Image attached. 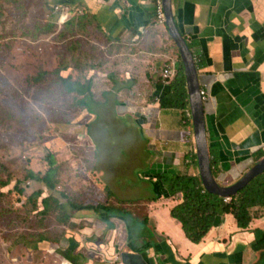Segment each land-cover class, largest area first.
Returning a JSON list of instances; mask_svg holds the SVG:
<instances>
[{
  "label": "crops",
  "instance_id": "crops-1",
  "mask_svg": "<svg viewBox=\"0 0 264 264\" xmlns=\"http://www.w3.org/2000/svg\"><path fill=\"white\" fill-rule=\"evenodd\" d=\"M172 1L176 24L197 58L202 84L208 92L207 124L210 142L215 145L213 158L218 161L216 178L223 187H231L255 167L260 156L264 158V0ZM47 2L51 9L55 4H68L75 12L83 9V15L73 19L81 17L86 26L98 31L104 43L132 50V70L125 65L114 68L109 74L113 80L99 81L94 87L97 78H93L92 71L87 89L110 91L101 105L112 108L110 115L115 121L127 115L129 122L137 125L132 130L140 134L132 138L119 135L121 143L132 155L148 153L152 158L145 161L144 167L141 163L130 179L121 181L119 170L104 159L96 169L102 184L91 185L87 196L90 204L70 214L66 209L68 219L61 223L60 242L27 247V262L257 264L261 255L252 246L257 233L264 232V208L252 211L254 220L248 230H241L236 218L228 215L222 226L196 244L172 217L182 196L167 198L166 188L157 179L170 169L194 176L200 175V170L195 164H186L193 148L184 142L189 126L183 124V110L162 108L159 102L170 85L162 77L165 66L173 65L176 73L183 66L167 25L156 22L153 0ZM51 15L56 22L60 20L59 13L52 11ZM71 72L68 69L64 73ZM115 72H120V78ZM112 134L118 140V135ZM113 151L106 150L105 156ZM122 205L123 209L119 208ZM66 207L70 208L68 204ZM118 209L125 214L118 215ZM143 211L144 215H137ZM19 248L11 246L9 258L1 257L2 264H26Z\"/></svg>",
  "mask_w": 264,
  "mask_h": 264
},
{
  "label": "rangeland",
  "instance_id": "rangeland-1",
  "mask_svg": "<svg viewBox=\"0 0 264 264\" xmlns=\"http://www.w3.org/2000/svg\"><path fill=\"white\" fill-rule=\"evenodd\" d=\"M53 10L47 0H0V264L1 257L9 258L11 246L21 247L20 255L29 264L25 244L60 242L61 219L66 209L67 214L74 209L59 210L54 202L89 205L91 185L102 184L96 169L104 159L119 170L121 181L152 158L148 153L132 155L121 143L119 135L132 138L139 133L132 130L137 125L127 115L115 121L112 108L101 105L110 91H78L86 87L92 71L97 78L94 87L113 80L109 74L114 68L125 65L132 70V50L104 43L81 17L73 19L83 15L74 9L57 22ZM119 73L115 72L118 78ZM192 134L195 143L194 127ZM108 149L113 154L105 156ZM29 172L40 178L51 172L54 188L28 179ZM3 182L9 185L2 188ZM17 184L22 194L15 191ZM39 191L41 197L34 198ZM45 198L50 207L43 214ZM116 213L125 214L119 209ZM41 238L46 241L39 242Z\"/></svg>",
  "mask_w": 264,
  "mask_h": 264
},
{
  "label": "trees",
  "instance_id": "trees-1",
  "mask_svg": "<svg viewBox=\"0 0 264 264\" xmlns=\"http://www.w3.org/2000/svg\"><path fill=\"white\" fill-rule=\"evenodd\" d=\"M170 39L173 42L172 38ZM174 47L176 53L179 54V50L175 44ZM87 87L90 86L88 84L86 87L81 86L78 91L84 92ZM74 89L75 87L70 88L71 91ZM167 91L163 96L159 97L160 105L162 108H177L183 110V124L188 125L190 129L184 132V142L193 148L192 152L186 158V163L191 160L192 165L199 166L193 143L192 123L185 113L190 107V96L183 68L173 77ZM210 146L212 166L214 174L217 176V171L219 170L218 161L213 158L216 155L215 145L213 142H210ZM262 158L263 156H260V159ZM53 163L51 160L49 165H53ZM50 173L40 178L37 174L29 172L27 178L36 182L45 183L50 188H54ZM157 179L166 188L167 193L165 192V196L167 198L182 196V202L172 210V217L182 224L187 237L196 244L203 242L213 229L222 226L224 224V218L228 215H233L236 218L241 230H248L254 220L252 211L256 208H264V175L254 180L246 189L241 191L229 202L217 194L208 192L203 186L200 175L194 176L170 169L158 175ZM8 185V182L1 183L2 188ZM15 191L19 194L24 192V190L19 189L18 184L15 186ZM41 195L42 192L39 191L34 194V198H39ZM54 203L57 205V209L64 210L66 204L63 205L58 200ZM42 204L44 206L42 213L46 214L50 207L49 199H43ZM69 206L74 210H81L83 208L75 204H70ZM67 219L68 216L65 213L64 218L61 219V223H66ZM41 241H46V239L41 238ZM25 246L28 247L29 245L25 244ZM252 248L256 253L261 255V259L257 264H264V232L257 233V240Z\"/></svg>",
  "mask_w": 264,
  "mask_h": 264
},
{
  "label": "water",
  "instance_id": "water-1",
  "mask_svg": "<svg viewBox=\"0 0 264 264\" xmlns=\"http://www.w3.org/2000/svg\"><path fill=\"white\" fill-rule=\"evenodd\" d=\"M172 2V0H163L166 25L171 38L178 47L184 75L187 81V88L190 96L189 109L192 113L200 177L203 186L208 192L217 194L225 200H231L246 189L254 180L264 175V158H262L237 184L231 187H223V185L218 182L212 166L206 100L202 94L203 84L200 76L199 64L188 41L176 24L173 16Z\"/></svg>",
  "mask_w": 264,
  "mask_h": 264
},
{
  "label": "built area",
  "instance_id": "built-area-1",
  "mask_svg": "<svg viewBox=\"0 0 264 264\" xmlns=\"http://www.w3.org/2000/svg\"><path fill=\"white\" fill-rule=\"evenodd\" d=\"M154 3V8H155V19L156 22L160 25H166V16H165V10H164V6H163V0H153ZM53 11L54 13H59L60 14V20L63 18L64 15H68L73 9L70 5L68 4H55L53 6ZM76 12L78 14H83V9L78 8L76 9ZM176 71L173 68V65L171 64H167L162 72V77L164 79V81L166 83H170L171 80L173 79V77L175 76ZM202 94L204 95V98L206 100L208 92L206 90V88L202 87ZM187 115L189 117V119L192 122V113L191 110L188 109L187 110ZM264 150V147H263ZM227 202H229L230 200H226Z\"/></svg>",
  "mask_w": 264,
  "mask_h": 264
}]
</instances>
